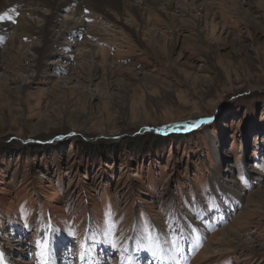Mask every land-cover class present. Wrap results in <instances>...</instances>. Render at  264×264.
Instances as JSON below:
<instances>
[{"label": "rangeland", "instance_id": "374dc122", "mask_svg": "<svg viewBox=\"0 0 264 264\" xmlns=\"http://www.w3.org/2000/svg\"><path fill=\"white\" fill-rule=\"evenodd\" d=\"M188 7L168 11L173 30L146 14L140 39L153 30L162 50L86 18L92 33L66 37L44 71L29 50L0 66L4 264H82L84 249L87 264H161L155 243L164 264H264V0ZM70 11L58 20L80 23ZM1 14L14 28L21 10ZM110 31L118 45L95 43ZM86 42L106 49L109 71L100 57L91 74L73 61ZM109 222L118 247L99 235ZM226 236L241 247L221 245Z\"/></svg>", "mask_w": 264, "mask_h": 264}, {"label": "bare ground", "instance_id": "6f19581e", "mask_svg": "<svg viewBox=\"0 0 264 264\" xmlns=\"http://www.w3.org/2000/svg\"><path fill=\"white\" fill-rule=\"evenodd\" d=\"M187 1H190V4H186L185 0H0V8L21 10V16L16 20V26H14V28L9 27V25H5L4 28L0 27L1 35H5L9 31L11 33L10 39L7 42L0 40V48L4 50V53L0 54V66L3 63L11 64L13 60L18 64L24 62L27 60V53L24 51L29 50L30 52L32 51L31 56L33 57L32 64L34 68H36L37 71L39 69L43 70L44 67H47V63L44 64V62H51V60L48 59L49 57H58L60 50H67L65 41H63L66 37H76L78 33L82 32L84 26L89 33H92V24H81L83 19L86 18L91 19L92 23H95L97 28L105 24L118 28L120 32H115V34L124 37V39H126L124 35L128 33L134 40L136 48L145 50L146 46H148V51H154V47L155 49L158 47L162 50L161 46H159L156 33L153 30L148 31V33L146 31L148 35L142 34V37H147L146 45H144L140 39L141 32L149 28V19L146 17V14L149 12L154 13L155 19L161 20L162 23L164 22L165 25L173 30L174 18L168 11L174 9V7H178L184 11L188 10L190 8L188 5L192 7L196 5L199 0ZM81 6L87 8V15L81 12L83 9ZM62 9L71 10L70 13L80 19V23L77 21H68L69 18L59 21L58 14ZM26 13L29 15V18L25 17ZM123 16L128 18V26L123 24ZM0 17H3V19H0L1 23L5 22L7 19L5 14H1ZM100 19H103L104 22H101ZM9 22H11V20H9ZM110 32L111 33L108 35H105L106 38L96 39L95 43L100 44L98 42L100 41L102 44L106 45L110 43L118 45V41L111 37L114 31ZM35 34L38 35L35 36ZM31 37L34 42L28 44L29 38ZM24 38H26V43L22 41ZM128 41H126V44ZM84 45L85 46L81 47L84 51H80L78 55H75L73 61H76L78 58H83L88 67L89 74H91L93 72H99L100 65L95 62V59L100 57L101 66L109 71V60L111 59L106 49L99 48V45L95 46L89 42H86ZM175 45L176 41L174 40L170 46L169 54L173 52ZM34 80H36V78L32 77L31 81ZM250 200H255L253 194H251ZM223 231L224 230L220 233L222 234L225 232ZM232 236L237 238L235 233ZM219 243L230 248L241 247L239 242H229L227 236L222 237ZM201 253H205V248ZM206 253L214 254L210 248L206 250Z\"/></svg>", "mask_w": 264, "mask_h": 264}, {"label": "snow or ice", "instance_id": "6c2138e0", "mask_svg": "<svg viewBox=\"0 0 264 264\" xmlns=\"http://www.w3.org/2000/svg\"><path fill=\"white\" fill-rule=\"evenodd\" d=\"M0 19H3V17H0ZM106 215L110 218L112 214L109 211ZM99 235H101L104 239H106L109 243H111L113 247H118L119 242L117 241L116 236H115L114 225L111 224L110 222L108 224L107 231L106 232L101 231ZM45 243H47V241H45ZM170 243L172 245V251H174L178 255L180 253V248H179L177 241L173 240V241H170ZM139 246L140 245H138V247ZM149 248L152 251L153 255L160 259L161 264H164L166 250L159 243L151 244L149 245ZM82 249H83V245H82ZM88 251H89L88 249L82 250V253H81L82 264H87V261L89 259L88 254H87ZM43 255L44 253H41L42 257ZM0 264H4V257L2 253H0ZM40 264H47V262L46 260L42 258L40 261ZM122 264H132L131 257L130 256L127 257L126 261H122Z\"/></svg>", "mask_w": 264, "mask_h": 264}]
</instances>
